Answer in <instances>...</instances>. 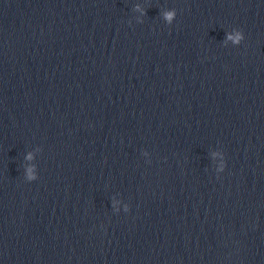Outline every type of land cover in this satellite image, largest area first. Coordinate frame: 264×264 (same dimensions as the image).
<instances>
[{
    "label": "clouds",
    "instance_id": "9594fccd",
    "mask_svg": "<svg viewBox=\"0 0 264 264\" xmlns=\"http://www.w3.org/2000/svg\"><path fill=\"white\" fill-rule=\"evenodd\" d=\"M170 15H171V14H169V18H170Z\"/></svg>",
    "mask_w": 264,
    "mask_h": 264
}]
</instances>
